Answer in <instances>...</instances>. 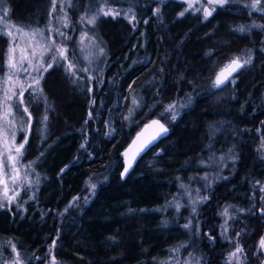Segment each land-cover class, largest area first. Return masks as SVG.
Returning <instances> with one entry per match:
<instances>
[{"label": "trees", "instance_id": "1", "mask_svg": "<svg viewBox=\"0 0 264 264\" xmlns=\"http://www.w3.org/2000/svg\"><path fill=\"white\" fill-rule=\"evenodd\" d=\"M64 1L2 0L15 25H55L69 49L25 99L22 159L39 182L0 204V263L264 264V0ZM102 6L120 14L89 27L103 49L89 64L78 38ZM7 47L0 32V72ZM237 57L250 63L214 87ZM156 118L168 135L123 178L120 153Z\"/></svg>", "mask_w": 264, "mask_h": 264}, {"label": "rangeland", "instance_id": "2", "mask_svg": "<svg viewBox=\"0 0 264 264\" xmlns=\"http://www.w3.org/2000/svg\"><path fill=\"white\" fill-rule=\"evenodd\" d=\"M192 11L199 9H207L214 6L216 3H209V0H185ZM203 5V6H202ZM56 7H59V13L64 12L65 1L56 0ZM101 9L107 11L112 9L117 12V9L107 8L102 6L97 11H89L84 20V30H81L78 38V48L81 50L82 57L89 64H96L103 52L99 40L90 33L89 27L93 24L88 23V19L92 16L103 15ZM6 12L5 7L0 0V16ZM61 18L57 22V26H61ZM55 25L49 26L48 33L42 31L35 32L15 25L11 22L6 13V18L0 19V32L7 35L8 47L5 55V66L3 72H0V101H3L5 94L11 97L7 103L0 107V115L3 119L0 120V159L4 160V166L0 169V204L1 206H10L18 202L22 193L29 188L33 191L35 185L39 182V177L32 169V165L23 162L22 155L17 157L15 147L24 142L25 135L29 129L31 119H29V111L25 113L23 110L26 107L25 99L28 92H38L39 84H35L34 80L41 79V74L48 64H52V56L56 55L55 51L51 53L44 52V47L53 43V46H59L66 49L67 60L57 59L58 61L68 62V46L67 41L61 40L60 34L55 29ZM11 32V36L7 33ZM84 37L83 41L81 37ZM13 51L9 53V49ZM43 53V55H42ZM11 56L14 66H9V57ZM31 61V63H29ZM52 62V63H51ZM22 69H27L23 71ZM10 77V79H9ZM31 85L32 87H29ZM23 92L20 97L19 93ZM23 103H20V100ZM27 108V107H26ZM15 178L14 180L12 178ZM38 181V182H37ZM32 193V192H31ZM0 264H21L17 261V257L9 261H3ZM50 264H57L51 262Z\"/></svg>", "mask_w": 264, "mask_h": 264}, {"label": "snow or ice", "instance_id": "3", "mask_svg": "<svg viewBox=\"0 0 264 264\" xmlns=\"http://www.w3.org/2000/svg\"><path fill=\"white\" fill-rule=\"evenodd\" d=\"M260 2H261V0H254V2L251 5V7L253 9L257 8V5H259ZM52 3H53V10H54L55 6H56V0H52ZM209 3H216V4H221L222 5V4L226 3V0H209ZM157 11H159V10L157 9ZM101 12L105 16H108V15L116 16V15L120 14L119 12H114L112 9H108L107 11H104L103 9H101ZM180 15H183V13H180ZM210 15H211V12L206 10L205 11V19H207V17L210 16ZM4 18H6V12L2 16H0V19H4ZM132 19H135L134 15L130 18V21ZM95 21H96V16H92L91 18L88 19V23L89 24H94ZM64 23H66V21H64ZM37 31H40V30H34L33 31V35H35V32H37ZM7 34L9 36H11V32H8ZM83 39H84V37L82 36L81 40L83 41ZM53 45H54V41H53L52 44L44 47V52L51 53L52 51H55L56 55L51 57L53 61H56L58 58L67 60V55H66V51L67 50L63 49V48H60L59 46H53ZM12 51L13 50L10 48L9 49V53H11ZM100 52L102 53L103 49H100ZM42 55H43V53H42ZM238 60H239L238 57L234 58L230 62V65L225 66L224 69H221V71L219 73H217L216 78L213 81V86L214 87L219 88L222 85H224L226 82H229V78L231 77L232 73L236 72L238 69H240L243 66L242 64L238 63ZM29 63H31V61H29ZM244 63L245 64L250 63V58H249V60H245ZM9 66H14L13 63H12L11 56L9 57ZM47 67H49V68L52 67V64H48ZM74 69H75V66L71 62H69L68 63V71H69V73L72 74V75H75ZM22 70L25 71V72L27 71V69H22ZM46 70H47V68L44 69V71H46ZM78 71L87 72L88 69L87 68L79 69ZM9 79H10V77H9ZM34 83L38 85L39 84V80H34ZM29 87H32V86L29 85ZM19 95H20V97H22L23 96V92L21 91L19 93ZM8 100H11V97H9V96H7V94H5L4 100L0 101V107H3L7 103ZM20 103H23L22 99L20 100ZM133 103L135 104L136 101L134 100ZM173 107H174L173 105H169V110H171ZM23 111L25 113H27L28 109L25 107ZM28 115H29V119H31V114L29 113ZM89 115H91V114H89ZM175 118H176V116H175V114H173L172 119H175ZM2 119H3V115H0V120H2ZM44 120H47V116L44 117ZM153 123H158V121H154ZM0 127H2V125H0ZM161 128H162V131H164V132L167 131V129L163 128V126H161ZM26 143H27V137H25V140H24L23 143H21V144H19L18 146L15 147V152H16L17 157L22 155V150L24 149ZM81 147H83V145H81ZM0 155H2V154H0ZM3 166H4V160L0 159V169H2ZM129 167H130V165H129ZM62 171H63V169H62ZM124 171L126 173L128 171V167H126L124 169ZM12 179L14 180L15 178L13 177ZM0 183H3V181L0 180ZM91 187L94 189L95 185L93 184V185H91ZM75 199H77V198H74V200ZM177 207H179V206H177ZM193 211H195V209H193ZM262 211H264V210H262ZM185 227H188V225H185ZM53 243H55V242H53ZM259 246H260L261 249H264V237H261V239L259 241ZM13 249L15 250V246L14 245H13ZM242 251H243L242 248L237 247L235 252H233L231 254L230 259H231L232 256H237V254L241 253ZM18 259H19V254L17 253V260ZM53 261H54V258H53Z\"/></svg>", "mask_w": 264, "mask_h": 264}, {"label": "water", "instance_id": "4", "mask_svg": "<svg viewBox=\"0 0 264 264\" xmlns=\"http://www.w3.org/2000/svg\"><path fill=\"white\" fill-rule=\"evenodd\" d=\"M238 63L243 66L238 69L236 72L232 73L229 80L237 75L244 67V63L238 60ZM230 65L227 64L226 66ZM223 67L222 69H224ZM221 71V70H220ZM154 121H158V123H153ZM161 126L167 129L166 132L162 131ZM169 129L163 123L162 120L156 118L145 124L142 129L134 136L129 145L120 153L121 158L124 162V169L128 167V171L125 173L124 169L122 172L123 178H126L131 171L138 164L140 159L156 144H158L163 138L168 135ZM130 165V167H129Z\"/></svg>", "mask_w": 264, "mask_h": 264}]
</instances>
